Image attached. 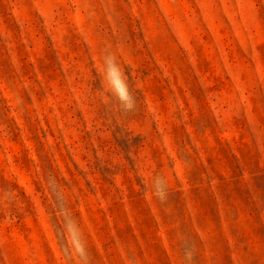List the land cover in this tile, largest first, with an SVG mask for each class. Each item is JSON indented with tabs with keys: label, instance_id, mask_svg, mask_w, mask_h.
<instances>
[{
	"label": "rangeland",
	"instance_id": "rangeland-1",
	"mask_svg": "<svg viewBox=\"0 0 264 264\" xmlns=\"http://www.w3.org/2000/svg\"><path fill=\"white\" fill-rule=\"evenodd\" d=\"M0 264H264V0H0Z\"/></svg>",
	"mask_w": 264,
	"mask_h": 264
},
{
	"label": "clouds",
	"instance_id": "clouds-1",
	"mask_svg": "<svg viewBox=\"0 0 264 264\" xmlns=\"http://www.w3.org/2000/svg\"><path fill=\"white\" fill-rule=\"evenodd\" d=\"M107 64V79L111 88L119 101L121 109L125 112L131 111L136 106L135 98L132 95L125 74L121 72L118 64L115 62V57L110 56L106 59Z\"/></svg>",
	"mask_w": 264,
	"mask_h": 264
}]
</instances>
